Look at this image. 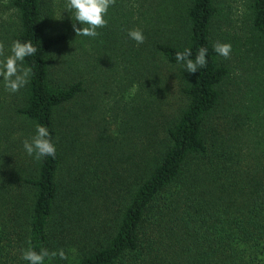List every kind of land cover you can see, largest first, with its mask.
<instances>
[{
	"label": "trees",
	"instance_id": "1",
	"mask_svg": "<svg viewBox=\"0 0 264 264\" xmlns=\"http://www.w3.org/2000/svg\"><path fill=\"white\" fill-rule=\"evenodd\" d=\"M158 1L172 23L152 47L174 68L185 105L167 123H127L137 141L125 155L106 121L95 120L90 136L83 129L82 80H51L52 54L72 31L71 24L55 28L53 0H8L13 20L10 29L0 24V38L31 40L38 49L25 60L34 75L11 117L25 139L46 126L57 151L37 160L14 141L0 146V264H26L20 257L29 246L64 250L66 260L45 264H264V126L207 127L228 76L211 32L220 2L139 5ZM249 9L264 45V0H250ZM98 32L105 40L112 30ZM200 47L207 67L184 71L175 54L190 49L194 58ZM1 122L0 143L10 133Z\"/></svg>",
	"mask_w": 264,
	"mask_h": 264
},
{
	"label": "rangeland",
	"instance_id": "2",
	"mask_svg": "<svg viewBox=\"0 0 264 264\" xmlns=\"http://www.w3.org/2000/svg\"><path fill=\"white\" fill-rule=\"evenodd\" d=\"M115 1L117 4L109 9L106 26L112 32L104 40L103 34L95 38L75 37L69 13L64 11L62 18L59 15L64 0H53L55 28L64 31L71 24L72 31L69 41L52 54L50 75L54 83L64 79L82 80L84 93L78 101L79 110L84 109L87 118L83 129L90 136L95 120L106 121L127 155L137 141L127 123L148 126L155 118L162 123L170 122L185 101L176 83L174 68L152 47L154 40L162 41L169 33L172 15L168 7L158 1L157 6L152 2L143 10L139 0ZM219 2L211 26L213 42L230 43L232 52L228 58L219 56L228 69V76L220 88V103L207 127L219 133L235 128L255 131L256 126H264V45L251 27L250 0ZM7 4L8 0H0V17L12 10ZM0 24L10 29L9 22L0 19ZM77 27H81L78 22ZM133 28L143 31V44L136 45L128 39L127 31ZM0 42H3L1 38ZM18 95L20 92H6L0 84V125L6 119L10 126L1 147H8L14 141L23 148L24 130L11 117ZM75 125H78L76 121ZM18 152L14 150V159Z\"/></svg>",
	"mask_w": 264,
	"mask_h": 264
},
{
	"label": "clouds",
	"instance_id": "3",
	"mask_svg": "<svg viewBox=\"0 0 264 264\" xmlns=\"http://www.w3.org/2000/svg\"><path fill=\"white\" fill-rule=\"evenodd\" d=\"M115 0H64L59 15L62 18L64 11H67L73 21L75 37L95 38L99 35L98 29H102L108 24L109 9L113 6ZM13 10L3 14L0 19L11 23ZM77 22L81 27H77ZM129 40L134 41L136 45H141L145 41V35L139 28L129 29L127 31ZM214 52L221 57L228 58L232 52L230 43L217 42L213 46ZM37 47L31 40L12 39L10 42H0V84L3 89L10 94H17L24 89L34 75L33 68L25 64L28 57L37 54ZM190 49L177 52L175 60L181 65L184 71L196 73L201 68H206L208 64V50L200 47L194 58ZM23 149L25 153L40 160L45 157L55 158L56 145L51 139L50 130L43 125L37 124L34 133L23 140ZM48 258L66 260V254L63 249L49 251L47 248H41L36 251L31 246L22 250L20 259L26 264H45Z\"/></svg>",
	"mask_w": 264,
	"mask_h": 264
}]
</instances>
